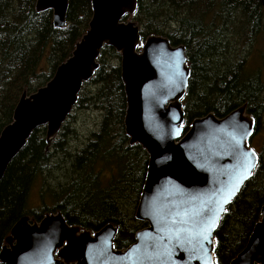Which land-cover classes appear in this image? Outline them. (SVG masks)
<instances>
[{"label": "trees", "instance_id": "1", "mask_svg": "<svg viewBox=\"0 0 264 264\" xmlns=\"http://www.w3.org/2000/svg\"><path fill=\"white\" fill-rule=\"evenodd\" d=\"M37 0H0V133L13 120L24 91L45 85L72 55L92 18V0H70L67 24L54 26L51 9L38 12ZM133 20L141 44L151 34L186 47L191 68L183 98L184 131L193 120L218 117L247 104L255 119L251 146L258 153L253 175L228 205L215 231L214 264H230L247 245L264 204V7L261 0H138ZM263 49V51L261 50ZM121 54L105 45L99 68L83 84L78 101L51 144L46 126L33 131L0 181V250L23 216L41 220L61 211L69 224L96 231L118 227L115 247L135 241L148 225L135 217L147 176L149 154L130 144L125 129L127 98ZM97 110L100 121L80 148L71 142L79 114ZM77 117V118H76ZM254 142V144H253ZM0 264L1 263L0 261Z\"/></svg>", "mask_w": 264, "mask_h": 264}, {"label": "water", "instance_id": "2", "mask_svg": "<svg viewBox=\"0 0 264 264\" xmlns=\"http://www.w3.org/2000/svg\"><path fill=\"white\" fill-rule=\"evenodd\" d=\"M69 2L37 0L36 10L51 9L54 26L62 28ZM137 7L138 0H92L89 28L72 55L45 85L22 93L13 120L1 131L0 181L35 129L46 126L51 144L108 45L121 54L129 142L141 144L149 154L135 211L136 219L148 225L120 249L115 247L118 227L113 223L92 231L69 224L59 210L39 221L26 215L16 221L1 247V263L214 264L215 231L258 163L250 144L255 119L245 103L223 117L213 112L197 117L185 132L183 98L191 76L186 47L156 34L141 44L139 25L124 20ZM230 264H264V204L247 245Z\"/></svg>", "mask_w": 264, "mask_h": 264}, {"label": "rangeland", "instance_id": "3", "mask_svg": "<svg viewBox=\"0 0 264 264\" xmlns=\"http://www.w3.org/2000/svg\"><path fill=\"white\" fill-rule=\"evenodd\" d=\"M263 51V49H261ZM115 63H121V60H115ZM258 70L260 74L263 75L264 78V69L262 66L259 67ZM77 118V117H76ZM100 114L97 110L94 111H84L79 114V117L74 124V128L77 130V136L72 138L71 146L72 148H80L87 141V137L89 133L97 128V124L100 121ZM264 119V117H263ZM258 142L255 146L259 145V142L264 141V128L258 133L255 137L254 142ZM253 142V144H254Z\"/></svg>", "mask_w": 264, "mask_h": 264}, {"label": "snow or ice", "instance_id": "4", "mask_svg": "<svg viewBox=\"0 0 264 264\" xmlns=\"http://www.w3.org/2000/svg\"><path fill=\"white\" fill-rule=\"evenodd\" d=\"M245 159H248V157H245ZM206 227H207V225H205L204 227H202L201 230H200V234H201L202 236H203L204 233H205ZM205 238H206V236H205Z\"/></svg>", "mask_w": 264, "mask_h": 264}]
</instances>
